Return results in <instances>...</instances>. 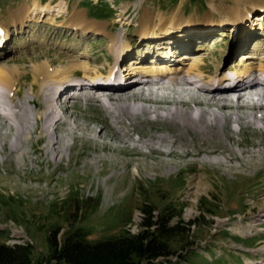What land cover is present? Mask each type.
<instances>
[{
    "label": "rangeland",
    "instance_id": "1",
    "mask_svg": "<svg viewBox=\"0 0 264 264\" xmlns=\"http://www.w3.org/2000/svg\"><path fill=\"white\" fill-rule=\"evenodd\" d=\"M79 15L103 31L84 36L68 28ZM27 16L32 19L23 22ZM0 26L11 31L0 44V66L22 70L10 96L20 127L0 116V241L34 243L38 261L48 255L47 235L56 226L61 236L83 227L103 240L125 230L137 233L145 206L158 212L170 207L178 215L172 224L194 225L179 236L178 254L157 264L264 259V131L251 127L245 110L216 107L230 103L229 96L210 94L213 107L202 108L228 116L207 136L169 115L175 104L142 100L136 93L144 85L105 95L78 91L67 85L84 78L78 70L64 82L68 94L54 102L58 84L43 86L46 81L33 77L34 65L50 62L54 70L78 61L109 78L113 36L127 46L120 49L127 59L123 74L135 61L154 65L152 59L186 62L188 69L191 60L179 58L189 53L201 55L203 70L217 79L231 66L243 69L239 53L264 44V0H0ZM153 27L161 30L148 32ZM255 37L260 41L249 43ZM164 47L175 51L168 60L159 56ZM190 91L210 96L193 86ZM70 92L77 97L70 99ZM130 104L152 110H115ZM180 107L194 118L193 105ZM49 113L62 119L47 127Z\"/></svg>",
    "mask_w": 264,
    "mask_h": 264
},
{
    "label": "bare ground",
    "instance_id": "2",
    "mask_svg": "<svg viewBox=\"0 0 264 264\" xmlns=\"http://www.w3.org/2000/svg\"><path fill=\"white\" fill-rule=\"evenodd\" d=\"M46 9L47 8L43 7L41 9V13L45 14L47 12ZM29 17L27 16V19H26V17L25 18L23 17L22 21L23 22L24 21H27V22L30 21L32 18L28 19ZM45 17H46V15H45ZM143 19H147V17H143ZM71 21L72 22L69 24V27L65 26L66 24L65 25L57 24V25L60 27L65 26L68 28L71 27V28L79 29L84 36L89 35V34H98L99 31H103L102 29L104 28L102 25H100L98 23H94V24L89 23L88 19L86 18L85 15L84 16L79 15L77 18H74ZM15 23H17V22H15ZM156 29H157L156 27H153L151 29H148V32H152L150 30H156ZM157 30H161V29H157ZM5 33H6V35H5ZM10 33H11V31L9 29L3 28L0 26V43H2L3 41H5V43H6V40L8 39V36ZM4 35H5V37H4ZM106 35L111 37V34L109 32H107ZM147 35H148L147 33L144 34V38L147 37ZM255 39H257V37H255ZM259 41H260V39H257V40L250 41L249 43H256ZM110 45H111V52L115 57L114 60L117 58L118 55H120V54L122 55L120 49H122V48L126 49L127 48V46L125 47L126 43H123L122 41L121 42L117 41L116 37H113V36L111 37ZM2 47H3V45H2ZM164 48L166 50V47H164ZM167 48H168V46H167ZM252 51H254V50H252ZM239 56L241 57L242 62L238 65H240V66L242 65L243 69H236L235 73L238 77H241L242 79H244V77H246L249 74H252L255 71L264 72V64H262L264 61V44L263 43H262V46L255 49V51L253 53L243 51V52L239 53ZM179 59H180L179 61H181V62L185 61V60H187V61L191 60L190 61L191 63L189 62V64H188L189 68L186 69V67H185L186 62L183 64H178L177 66H174V65L173 66L172 65H169V66L168 65H161V66L151 65L150 66V65H146V63L144 65L141 62L135 61L133 66H131L130 72L127 74L128 76L126 75V73L123 74L124 77L128 79L127 84H120V85H115V86H105V87L99 86L100 84H98V85L95 84V86L91 89L92 90L96 89L94 91L99 92V93H104V92L108 93L111 91H115L118 93H125L127 91H130L132 87H133V89H136L137 87L142 86V85L146 86L148 84H153V85L161 84L160 82L162 81V79H165L167 77H169V81L173 84L179 83V80H181V82L183 84H186V85H189L192 87L193 84L189 83L187 81V78L193 75V76H197L200 80H204V81L206 80V82L204 84L205 86H202V88L199 91H202L203 93H206L208 95L211 94L213 97L219 93H221L223 95H230L233 93L244 91L242 89L244 86H243V84H241V82H236V81L233 82L232 80H228L229 84L224 88L221 87L220 85H218L221 81L227 80V77L225 74L224 75L221 74L220 77L216 79L215 76H212L213 74L210 73V71H211L210 70L208 72L210 77L207 76L208 78H205V74H208V73L205 71L206 69L203 70V68H202V65H203L202 61L204 59L201 55L198 56V54L193 55V54H189V53H184V55H182L181 58H179ZM255 60H258L260 64L256 65L255 63L257 61L254 63ZM158 61H160V60H158ZM151 62H154V59H152ZM87 63L88 62L80 63L78 61H72L64 69L58 68V69H54V70L52 69L53 66L51 65L50 62L41 63V64L36 65V66L34 65V70H33L34 81H35V83L46 81L45 83L43 82V84H42L43 86H45L49 83L58 84L56 86L63 87V89H64L63 94H61L64 97V96H66V93L68 94V91H66V89H65L66 83H64V82L68 81L69 76L73 75L78 70L83 71L85 73L83 79L86 81H90L92 79H93V81L95 79H96L95 81H98L101 78H104L105 80H107V79L112 78L114 76V71H113L114 69L112 68L113 66L111 67V72H110L109 78H108V77H103L102 72L99 69H95V70L93 69V73H91V70H92L91 66ZM235 68L236 67L231 66V69H229V70H235ZM103 70H104L103 74H106L105 69H103ZM21 72H22V70L18 66L14 67V68L13 67L8 68V66H6V65L0 66V88L2 90H5L8 93V96L10 98V102L12 104H13V100L10 96L14 93V91L16 89V86L20 80L19 78L21 76ZM139 77H142V79L138 80ZM139 82H141V83H139ZM78 84L79 83L74 84V85L71 84L68 86H73V87L79 86V85L81 86L82 83H80L79 85ZM250 89L256 90L259 88H258V86H254L253 88H250ZM82 90H83V88L81 86V91ZM260 90H261V96L263 98L264 97V94H263L264 86H262L260 88ZM111 93H113V92H111ZM72 97H75V96L72 95L70 97V99H72ZM250 97H251L250 95H247L245 98L250 99ZM96 98H100V97L96 96ZM239 99L240 98L238 97V99H236V100H239ZM7 100H8V98H7ZM108 101L110 102L111 100L109 99ZM50 102L52 103L53 101H50ZM188 105H189L188 102L176 103L175 104V107H176L175 110H172L169 113V115L174 116L176 118L175 120L180 121V124L182 126L189 125L190 127L193 128L194 131H197L202 135L210 136L211 135L210 130L214 129L213 126L216 125V126L221 127V126H223L224 122L227 120L226 116L219 115L215 112H212V114H208L206 111L204 113L202 112V114L200 115V118L198 120H195L194 118H192V116L189 112L184 111V109H182L180 107V106H188ZM195 105L197 106V105H201V104H198L195 102ZM223 105H224L223 109L227 110L228 107L226 106V104H223ZM2 106H5L4 107L5 115L7 117L8 116L12 117L13 112H12V109L10 108V106L5 104V103L3 105L0 103V107H2ZM140 107L141 106L137 107V106L130 104V105H126L124 107H116L115 110H130L132 112V111H135L136 108H140ZM0 116H3L5 118V120L7 119V121L10 122V120L6 116H4L2 113H0ZM58 117H59V114H56V116H53L52 113L51 114L49 113L48 116L46 117V126L49 127V126H52L53 124H57L58 122H60L62 117H60V118H58ZM260 118L262 120H264V115H261ZM238 119H240V118H238ZM14 121L16 122L17 126L20 127L17 119H15ZM53 145L54 146L58 145V142L57 143L54 142ZM171 154H173V152L170 153L169 155H171ZM212 154H214V153H212ZM218 163L219 162H217V164ZM259 251L264 253V248H261Z\"/></svg>",
    "mask_w": 264,
    "mask_h": 264
},
{
    "label": "trees",
    "instance_id": "3",
    "mask_svg": "<svg viewBox=\"0 0 264 264\" xmlns=\"http://www.w3.org/2000/svg\"><path fill=\"white\" fill-rule=\"evenodd\" d=\"M143 211L144 218L137 233L125 230L103 240L92 239L83 227L70 228L61 236L62 228L56 226L47 235L48 255L38 261L34 260V243L0 241V264H157L161 259L171 261L182 247H177L181 244L179 236L187 235L194 224H172L178 216L175 208L166 207L158 212L153 206H145Z\"/></svg>",
    "mask_w": 264,
    "mask_h": 264
},
{
    "label": "built area",
    "instance_id": "4",
    "mask_svg": "<svg viewBox=\"0 0 264 264\" xmlns=\"http://www.w3.org/2000/svg\"><path fill=\"white\" fill-rule=\"evenodd\" d=\"M131 232V231H130ZM132 233V232H131Z\"/></svg>",
    "mask_w": 264,
    "mask_h": 264
}]
</instances>
